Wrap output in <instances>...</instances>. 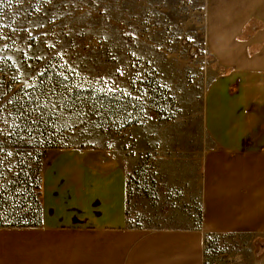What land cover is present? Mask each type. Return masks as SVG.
<instances>
[{"label":"rangeland","instance_id":"rangeland-1","mask_svg":"<svg viewBox=\"0 0 264 264\" xmlns=\"http://www.w3.org/2000/svg\"><path fill=\"white\" fill-rule=\"evenodd\" d=\"M193 5L0 0L3 226V216L24 212L41 224L44 167L74 148L124 167L129 227L201 229L202 162L211 147L202 104L213 73L199 56ZM204 245L207 264H264V246L250 249L243 237L209 234Z\"/></svg>","mask_w":264,"mask_h":264},{"label":"crops","instance_id":"crops-1","mask_svg":"<svg viewBox=\"0 0 264 264\" xmlns=\"http://www.w3.org/2000/svg\"><path fill=\"white\" fill-rule=\"evenodd\" d=\"M192 5L201 15L199 56L213 73L202 104L211 147L202 162L201 229L129 227L124 167L70 148L44 167L41 224L0 228V264H207L209 234L264 246V0Z\"/></svg>","mask_w":264,"mask_h":264},{"label":"trees","instance_id":"trees-1","mask_svg":"<svg viewBox=\"0 0 264 264\" xmlns=\"http://www.w3.org/2000/svg\"><path fill=\"white\" fill-rule=\"evenodd\" d=\"M38 191H40L41 193V187L39 188ZM2 215L0 214V228L1 227L27 228V227H37L40 225L39 222L38 223L31 222V219L34 216L32 213L24 212L15 217H13L14 214L10 215L9 217L7 216L9 214L3 216V217H6L5 225H7V226H3L2 222L4 221V219L1 220Z\"/></svg>","mask_w":264,"mask_h":264},{"label":"built area","instance_id":"built-area-1","mask_svg":"<svg viewBox=\"0 0 264 264\" xmlns=\"http://www.w3.org/2000/svg\"><path fill=\"white\" fill-rule=\"evenodd\" d=\"M213 264H215V263H213Z\"/></svg>","mask_w":264,"mask_h":264}]
</instances>
